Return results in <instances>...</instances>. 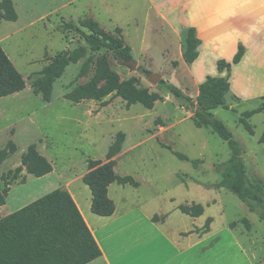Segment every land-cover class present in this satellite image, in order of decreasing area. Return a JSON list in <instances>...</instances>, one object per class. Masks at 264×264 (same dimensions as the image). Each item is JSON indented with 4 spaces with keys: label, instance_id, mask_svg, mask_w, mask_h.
I'll list each match as a JSON object with an SVG mask.
<instances>
[{
    "label": "rangeland",
    "instance_id": "rangeland-1",
    "mask_svg": "<svg viewBox=\"0 0 264 264\" xmlns=\"http://www.w3.org/2000/svg\"><path fill=\"white\" fill-rule=\"evenodd\" d=\"M12 2L17 19H0V45L26 82L22 91L0 98V150L7 148L9 141L15 145V151L0 161V187L4 183L3 175L20 165L21 154L32 143L50 161L52 173L34 177L22 169L10 181L5 204L0 207V217L59 187L73 194L76 191L82 207H85L89 189L81 177L87 169L86 160H104L116 133L122 131L123 151L116 156V173L131 175L138 186L113 183L110 194L118 216L135 209L148 215L166 214L178 223L183 216L178 205L199 203L204 212L195 221L196 226L203 225L207 216H213L216 224L234 221L240 227L244 226L241 219L246 218L260 248H264V221L250 212L236 195L218 187L220 175L215 166L229 157L226 142L209 127H196L190 118L191 113L180 108L170 93L158 90L148 75L139 70L144 67L160 74L166 81L173 77L172 84L184 94L193 100L197 96L194 81L187 70L175 72L178 63L174 54L180 48L172 40L173 35V48L168 49L169 54L164 50L162 58L158 39L163 34L151 28L145 31L146 0ZM83 18L94 19L101 28L114 35L115 28H121L124 43L130 47L131 57L136 61L135 68L125 62L119 63L104 49L99 53H107L110 67L121 79L135 77L139 86L161 94L162 99L156 101L151 109L140 103L126 108L119 97H113L105 106L99 100L73 103L65 99L68 90L90 79L92 71L86 76H78L77 73L91 51L79 32H63L58 27L69 21L78 24ZM79 28L84 33L88 32L83 27ZM165 39L170 42V39ZM78 46L86 48V55L65 67L53 83L50 100L44 102L39 95L33 94L30 83L49 58ZM202 67L207 75L216 77L212 76L214 67L210 63ZM250 69L247 76H234L232 90L238 96L228 90L224 95L228 108L217 107L212 112L241 144L249 176H258L264 181V138L260 141L264 137V111L247 119L253 134L248 133L238 121L242 112L259 105L264 93V66ZM227 80L230 82V78ZM172 151L184 154L187 159L177 158ZM193 159L197 160L196 164L191 162ZM262 194L264 196V185ZM154 218L158 219V216Z\"/></svg>",
    "mask_w": 264,
    "mask_h": 264
},
{
    "label": "trees",
    "instance_id": "trees-1",
    "mask_svg": "<svg viewBox=\"0 0 264 264\" xmlns=\"http://www.w3.org/2000/svg\"><path fill=\"white\" fill-rule=\"evenodd\" d=\"M0 19L8 21L17 19L12 0H0ZM79 27L87 29L88 32H82ZM58 28L63 32L68 30L79 32L91 51L77 73L78 76H86L92 71L90 79L68 90L64 95L65 99L73 103L99 100L105 106L113 97H119L125 102L126 108L131 104L140 103L147 109H151L156 101L162 99L159 92L139 86L137 78L121 79L110 67L107 53H110L119 63L132 58L131 49L124 43L121 36V28L116 27V35H114L101 28L92 18H83L78 24L72 21L65 22ZM183 41L182 58L186 63H192L197 58V47L200 43L194 28L189 27L185 30ZM102 49L107 53H99ZM243 53L244 47L239 45L231 61L218 60L217 68L229 69L231 64L240 61ZM85 55L86 48L78 46L49 58V62L36 72L37 76L30 83L32 93L39 95L42 101L48 102L51 98L53 83L62 75L65 67L70 63H76ZM139 70L146 75L150 72L144 67H140ZM25 82L0 45V98L22 91L25 88ZM156 87L158 90L170 93L180 106L189 111L190 118L196 127H209L226 142L230 152L229 157L215 166L216 172L220 175L218 187H224L236 195L250 212L256 213L258 218L264 221L262 194L264 181L258 176H249L245 169L241 144L233 138L229 129L212 112L217 107L228 108L224 102V95L229 90L227 78L207 76L198 85L195 100L164 79H160ZM260 111H264V95L260 97V103L256 108L242 112L238 119L250 134H253V129L247 119ZM263 138L262 136L260 141ZM123 141L124 133L118 131L108 146L104 160L91 158L86 160L87 169L81 181L90 190V211L96 215L110 216L114 212V201L108 195V187L111 183L138 186V182L131 175H119L115 171V156L121 151ZM14 151L15 145L9 141L7 148L0 150V161ZM172 153L179 159H187L180 152L172 151ZM191 162L196 164L197 160L193 159ZM22 169L34 177H42L52 171V164L37 150L35 143L27 145L21 154L20 165L3 175L0 206L5 204L10 181L15 179ZM21 180L23 181V178ZM177 208L180 212L193 217L203 213V206L199 203L180 204ZM210 221V217L205 219L203 232L208 230ZM241 222L247 230L250 228L246 218H242ZM235 223L231 222L230 227H233ZM100 255V247L71 194L65 188H55L0 217V264H90Z\"/></svg>",
    "mask_w": 264,
    "mask_h": 264
},
{
    "label": "crops",
    "instance_id": "crops-1",
    "mask_svg": "<svg viewBox=\"0 0 264 264\" xmlns=\"http://www.w3.org/2000/svg\"><path fill=\"white\" fill-rule=\"evenodd\" d=\"M146 1L145 31L151 28L163 34L158 39L162 58L165 51L169 54L168 49L173 48V35L172 40L180 48L174 54L178 63L175 72L186 69L194 81L195 92H198V85L205 77L210 76L202 71L205 63L214 67L212 76L230 78L229 89L236 96L237 93L232 90L236 78L234 76H247L250 68L264 66V0ZM151 16L153 19H149ZM189 27L194 28L200 40L197 58L192 63H186L182 58V37ZM165 38L170 39V42ZM239 45L244 47L240 61L231 64L229 69L219 70L217 61L230 62ZM143 59L142 56L141 61ZM172 78L168 79L170 83ZM112 185L108 187L111 199ZM67 191L101 249V255L90 264H264V248H260L257 238L251 232L250 222L247 230L244 226H238L237 222L230 227L229 224L234 221L216 224L213 216H207L211 221L208 230L203 232L204 224H194L198 216L182 212L183 216L178 223L166 214L148 215L135 209L118 216L117 206L110 216H99L90 211V190L85 207H82L76 191L74 194ZM154 216H158V219Z\"/></svg>",
    "mask_w": 264,
    "mask_h": 264
},
{
    "label": "water",
    "instance_id": "water-1",
    "mask_svg": "<svg viewBox=\"0 0 264 264\" xmlns=\"http://www.w3.org/2000/svg\"><path fill=\"white\" fill-rule=\"evenodd\" d=\"M125 63L127 65H129L132 69H134L135 66H136V61L134 59H132V58L129 59V60H127V61H125ZM148 79L151 82H153L154 84H157L159 82V80L162 79V78H161V75L160 74H157L155 72H149ZM216 187H217V185H216Z\"/></svg>",
    "mask_w": 264,
    "mask_h": 264
},
{
    "label": "bare ground",
    "instance_id": "bare-ground-1",
    "mask_svg": "<svg viewBox=\"0 0 264 264\" xmlns=\"http://www.w3.org/2000/svg\"><path fill=\"white\" fill-rule=\"evenodd\" d=\"M102 239V238H101Z\"/></svg>",
    "mask_w": 264,
    "mask_h": 264
}]
</instances>
